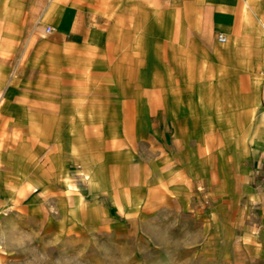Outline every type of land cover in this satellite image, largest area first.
<instances>
[{
    "label": "crops",
    "instance_id": "0c3cea01",
    "mask_svg": "<svg viewBox=\"0 0 264 264\" xmlns=\"http://www.w3.org/2000/svg\"><path fill=\"white\" fill-rule=\"evenodd\" d=\"M238 258L264 264V0H0V264Z\"/></svg>",
    "mask_w": 264,
    "mask_h": 264
},
{
    "label": "built area",
    "instance_id": "2783aa9c",
    "mask_svg": "<svg viewBox=\"0 0 264 264\" xmlns=\"http://www.w3.org/2000/svg\"><path fill=\"white\" fill-rule=\"evenodd\" d=\"M52 29L50 28H47L46 31L47 32H50ZM218 41L220 42H224L225 41V37H223L222 35H218Z\"/></svg>",
    "mask_w": 264,
    "mask_h": 264
},
{
    "label": "rangeland",
    "instance_id": "374dc122",
    "mask_svg": "<svg viewBox=\"0 0 264 264\" xmlns=\"http://www.w3.org/2000/svg\"><path fill=\"white\" fill-rule=\"evenodd\" d=\"M238 261H239V262H242V264L245 263V262H244V259H239V258H238Z\"/></svg>",
    "mask_w": 264,
    "mask_h": 264
}]
</instances>
